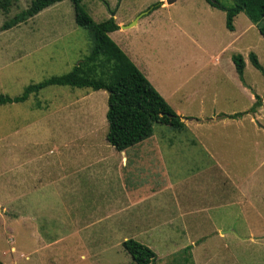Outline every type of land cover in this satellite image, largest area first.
<instances>
[{
    "label": "rangeland",
    "instance_id": "374dc122",
    "mask_svg": "<svg viewBox=\"0 0 264 264\" xmlns=\"http://www.w3.org/2000/svg\"><path fill=\"white\" fill-rule=\"evenodd\" d=\"M158 1L169 4L166 0H83L81 4L95 22L104 20L106 12L116 13L125 26L145 17L126 29L122 39L145 56L149 70L158 72L169 67L191 72L211 63L207 68L210 73L207 86L215 94L217 106L224 111L248 110L255 101H250L251 94L253 98L254 93L261 97L263 104L258 111L244 115L246 121L241 125L244 139L230 134L226 139L227 152L217 155V160L221 158L227 166L220 172V184L224 187L220 190L217 184L215 188H207L200 179L195 186L187 182L192 190L183 189L182 201L214 206V219L210 217L212 221L204 222L206 231L213 227L214 230L264 228V219L257 215L258 210L247 208L245 203L235 205L243 202L239 186L244 185V192L248 194L245 195L256 202L254 207L264 215V129L253 132L248 121L254 117L255 126L264 127V77L249 58L254 53L264 69V38L240 12L234 21L239 35L233 39L225 26V12L207 0H175L161 7L160 4L148 16ZM217 1L225 6L233 4L232 0ZM29 3L30 0H0V94L11 97L21 94L29 83L70 71L89 53L88 32L75 23L70 0L62 1V10L50 8L33 21L29 17L5 27ZM51 38L52 45L48 48L52 49L54 58L40 53V61L35 62L36 54L31 55L30 48L42 39ZM233 54H240L245 62V90L238 85ZM216 55L217 62L210 60ZM206 97L203 106L209 105V96ZM106 109L105 90L58 85L32 93L23 102L0 104L2 264H134L121 245L127 238L150 245L157 254L155 264H183L184 248L197 239L193 237L196 222L175 219L172 205L165 214L161 213L171 220L150 222L153 217L150 206L145 209V187L141 190L143 196L133 202L131 197H136L141 188L121 191L119 187L122 175L131 182L132 177L138 182L144 181L154 163L139 160L122 169L117 167L121 173L117 180L100 179L98 174H93L92 168L98 166L90 162L92 153L112 148L104 139ZM153 126L156 133L177 134L167 125ZM82 134L84 139L79 138ZM146 143L143 147H152L151 142ZM137 148L142 147H131L129 151ZM196 155L203 160L207 158L201 149ZM110 159L114 161L116 156ZM146 159L151 162L150 158ZM204 173L208 175V171ZM15 192L22 195L23 204H16L19 199L15 198ZM202 200L205 205L201 204ZM78 201L85 202L84 208L81 207L85 214L96 207L103 213L113 211V215L107 219L102 215L96 222L66 221V211ZM162 215L157 216L162 218ZM154 223L157 227L150 229ZM224 240L229 245L223 247L216 236L206 238L205 244L198 248V263L205 264V247L216 253V264H225L228 252L230 258L244 264L253 262V256H264V241L251 247L238 242L230 233ZM190 251L195 256L196 245ZM185 264H190V259Z\"/></svg>",
    "mask_w": 264,
    "mask_h": 264
},
{
    "label": "crops",
    "instance_id": "0c3cea01",
    "mask_svg": "<svg viewBox=\"0 0 264 264\" xmlns=\"http://www.w3.org/2000/svg\"><path fill=\"white\" fill-rule=\"evenodd\" d=\"M62 1L56 2L42 9L35 15L31 16L30 17L31 20L29 21H33V19L39 17L42 13H44V11L50 10V8L52 9L56 7L58 9L61 8L62 10V6H61ZM160 2H161L160 7L169 5V4H164L163 1ZM157 9L158 8L150 11L148 16L153 14V12L157 11ZM104 16H106L104 20L108 19L109 17H113L115 23L118 25L117 29L108 33L109 37L124 51L125 54L127 53L126 55L129 57V59L145 75V77L149 80V82L153 85V87L161 94V96L166 100V102L175 111V113L181 117L180 120L182 123V128L174 129L169 126L173 130H175L177 134H172L171 132L167 133L166 131H161L160 133L159 132L156 133L154 132V126H153L152 134L148 138L126 149L117 150L110 144L112 148L107 147L104 148V150H95L92 153L93 156L90 162L98 166V168L97 169L92 168L93 174H98V177L100 179L102 177L104 179L111 180V178L114 177V180H117L118 177L121 176V173L119 170H117V167L122 169L126 167L127 164H134L139 160H141V162L143 163L144 162L148 164L154 163L153 164L154 167H150L149 174L145 175V179L142 182H138L136 178L132 177L133 182H135L133 183L128 179H125L124 176L122 175V184L119 186L121 187L120 190L122 191V188L124 190H129L130 188H134L136 190L141 188L135 193L136 197H131L130 200H132L133 202L139 200L140 197L143 196L141 190L145 187V209L146 206H150L149 212L152 211V217H153V219L150 220V222L152 221L155 222L159 220L163 222L165 220L167 221L171 220L169 216H167L166 218L165 216L162 215L165 214L167 211H169L171 205L175 213V219L180 221H186L189 219V221L196 222L197 229L195 230L196 231L195 234L193 233L195 235L193 237H197V239L193 242H189L190 244L186 245L190 247L189 249L190 264H199L198 262H200V258L198 257V248L201 244L203 243L205 244L206 238L208 239L213 236H216L219 239H221V244L223 247L229 245L224 240L227 233L232 234L233 237H235V239H237L238 242L246 243L251 247L252 245H258V244L261 245L262 241H264V228L234 229L231 227L229 229H224L219 227L216 228V230H214L213 227V228H208V231H206L205 229L206 223L204 222L212 221L209 220L210 217L214 219V216L212 214L214 210V206L209 207L208 203L205 205L206 202H204L203 200L201 201V204L205 206L197 205L196 203L193 204V202L190 203L189 201L185 203L184 201H182V199L183 200L185 199L183 196V189L189 188L190 190H192L189 186L186 185L187 182H189L191 186H195L196 184L199 183V179H200V182L202 184H205L207 188L209 187L215 188L217 187L216 186L217 184L219 186L217 188L220 190L224 187V185L220 184V182L222 181L220 172L222 167H227V166L224 165L223 160L221 158H218L217 160V155H222L223 153L227 152L226 139L230 136V134L232 135L237 134V136L241 135L242 139H244V129L241 128L242 123L246 121L244 115L247 114L254 115L258 111L260 106L263 104V101L261 105L258 106L254 112H247L251 107L248 110L237 111V112L232 111L228 113L224 111V109H221L220 107L217 106V104L215 103V94L207 86L210 83L209 80L210 73L208 74L209 70L207 68L212 65L211 63L206 65H200L198 69H195L191 72H185L178 70L177 68L174 69L169 67L164 68L158 72L149 70L146 67L145 56L143 57L136 50H134L136 46L130 44L129 41L124 42L122 39L123 38L122 36L125 34L126 29L133 27V25H136L142 19L145 20V17L142 19L138 18L137 20H135V23L130 26H125L122 21L118 20L116 13H112V15H109L108 12H106ZM235 19H236V15L233 18V30L228 29L230 31L229 34H231L233 39H235L239 35V33L238 34L236 33V27L234 24ZM249 21L251 20L249 19ZM253 24L256 26L255 23ZM44 41H45L44 39L40 40L35 45H33L29 50V53L31 55L36 54V56H34L35 62L40 61L39 58L40 53L41 54L45 53L49 59L54 58L52 49L48 48L50 44L52 45L53 38L49 40L47 39L45 42ZM217 57L218 55L214 57L212 56L210 57V60H212L211 58H213L214 61L217 62ZM244 67H245V62H244ZM237 81L239 87H242L243 90H245L244 78L243 80H240V78L238 77ZM205 95L209 96L208 106H203L204 104L203 102H205L207 99ZM255 95L257 94L254 93V98H253V95L251 94L250 101H254V100L256 101ZM238 112H246V113L237 117L228 116ZM248 121L249 123H251V129L253 130V132L258 131L260 129H264V127L261 124H258V127L255 126L254 121H256V119L254 120V117L250 118ZM106 132H107V123L104 127L105 136H106ZM83 137L84 135L82 134V136L79 138L84 139ZM104 139H106V137H104ZM147 141L151 142L152 147L150 148L149 146L143 147L144 142L146 145ZM136 146L142 148L141 149L137 148L133 151H129L131 147H136ZM200 149L202 152H204V154L207 157L205 160H203V158L200 155H196L199 153ZM112 155L116 156V159H114V161L110 159V156ZM137 155L138 157L135 158V156ZM145 158H150L151 162H149L148 159L145 160ZM65 166L63 165L64 168ZM204 171H208V175H205ZM52 179L53 178H51L50 180ZM227 179L228 178L226 177V180ZM233 181H234V187H236V182L234 178ZM127 183H129L130 185H127ZM115 186L117 188L118 183ZM239 191H241L244 194L243 196L242 193H239V195L241 196L240 198L243 202H236L235 205H240V203L242 204L245 203L247 208L250 206L253 210L256 211L258 210L256 212L257 215L259 217H262L261 219H264V215H262L263 213H261L259 209H256L254 207L256 205V202L252 201L249 196H246L248 194L244 192L245 191L244 185L239 186ZM164 194L168 195L169 197H166L165 199ZM15 198L19 199L17 200L16 204L24 203L23 197L22 195H19V193L15 192ZM123 200L125 199H122V201ZM231 201H233V199H231ZM84 203L85 202L78 201L76 205H71L69 207L70 209H68L65 213L67 216L66 221L96 222L101 220L103 216H104L103 219H107L112 217L113 215V211H107V213H103L101 212V208H99V210H96V207L92 208L91 211L88 210V213L85 214L84 209H81ZM168 203L170 205L166 206V204ZM162 210L165 211L163 212ZM116 211L117 210H115L114 213ZM157 215H162V218H158ZM145 220H147L146 217ZM154 227H157L156 223L150 225V229ZM194 245H196V253H195L196 255L195 256L193 255L192 257V252L190 250ZM147 246L152 248L148 244ZM207 249L210 248L207 247ZM207 249L206 247L204 248L205 251L204 263L216 264L214 263L216 253L214 252V250L210 251ZM229 254L230 253L228 252L226 256L227 262L225 264H244L240 262L238 259L230 258ZM156 260H157V254H156ZM252 260L253 262L249 264H264V256H253ZM0 264H2L1 261Z\"/></svg>",
    "mask_w": 264,
    "mask_h": 264
},
{
    "label": "trees",
    "instance_id": "16d2710c",
    "mask_svg": "<svg viewBox=\"0 0 264 264\" xmlns=\"http://www.w3.org/2000/svg\"><path fill=\"white\" fill-rule=\"evenodd\" d=\"M62 0H30L29 6L6 22L10 27L26 21L42 9ZM74 10L75 23L86 29L90 39L89 53L79 59L70 71L61 75H52L39 82L26 85L21 94L8 96L0 94V104L25 101L30 94L50 86L87 87L92 90L107 92L106 140L117 150H123L148 138L153 131V124L168 125L181 129L180 116L170 107L161 94L153 87L145 75L129 59L124 51L109 37L108 33L117 29L113 17L95 22L83 7L82 0H70ZM207 2L225 12V26L233 30V18L243 12L256 24L264 37V0H232L231 6H225L217 0ZM161 4L153 5L152 10ZM151 11V10H150ZM149 11V12H150ZM252 65L264 77V69L254 53L249 54ZM231 59L240 80H243L244 60L240 54H233ZM256 101L247 112H254L261 105V97L255 95ZM238 112L229 117L241 116ZM123 250L131 257L134 264H154L155 252L146 244L127 238L121 242ZM189 246L184 248L186 258L190 259Z\"/></svg>",
    "mask_w": 264,
    "mask_h": 264
},
{
    "label": "water",
    "instance_id": "95a60500",
    "mask_svg": "<svg viewBox=\"0 0 264 264\" xmlns=\"http://www.w3.org/2000/svg\"><path fill=\"white\" fill-rule=\"evenodd\" d=\"M175 0H166V2L167 3H172V2H174ZM135 23V21L134 22H132V23H130V24H128V25H126V26H130V25H132V24H134Z\"/></svg>",
    "mask_w": 264,
    "mask_h": 264
}]
</instances>
